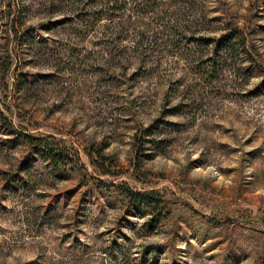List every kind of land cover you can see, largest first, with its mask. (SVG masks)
Masks as SVG:
<instances>
[{"label":"rangeland","instance_id":"1","mask_svg":"<svg viewBox=\"0 0 264 264\" xmlns=\"http://www.w3.org/2000/svg\"><path fill=\"white\" fill-rule=\"evenodd\" d=\"M0 264H264V0H0Z\"/></svg>","mask_w":264,"mask_h":264},{"label":"trees","instance_id":"2","mask_svg":"<svg viewBox=\"0 0 264 264\" xmlns=\"http://www.w3.org/2000/svg\"><path fill=\"white\" fill-rule=\"evenodd\" d=\"M6 118L1 114V117ZM24 140L29 142L36 152L40 153L41 157L45 160L53 162L56 166H59L62 163H65V160L69 158L68 152L64 146L57 142L54 138L49 136H33L26 133H18ZM101 157L104 155L99 152ZM92 156V155H91ZM103 158H108L104 156ZM94 163L97 166H101L99 161L93 159ZM127 196L131 200L132 204L136 207H152L159 208L164 203V199L161 196L160 192L157 190H126Z\"/></svg>","mask_w":264,"mask_h":264}]
</instances>
